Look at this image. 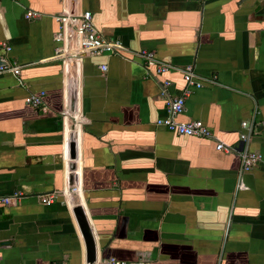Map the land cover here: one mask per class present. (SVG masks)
<instances>
[{
	"label": "crops",
	"instance_id": "crops-1",
	"mask_svg": "<svg viewBox=\"0 0 264 264\" xmlns=\"http://www.w3.org/2000/svg\"><path fill=\"white\" fill-rule=\"evenodd\" d=\"M82 11L120 55L53 57L57 17ZM0 44L19 66L0 73V195L21 194L0 204V264H264V167L155 126L182 75L127 51L214 76L177 120L264 158V0H0Z\"/></svg>",
	"mask_w": 264,
	"mask_h": 264
},
{
	"label": "built area",
	"instance_id": "built-area-1",
	"mask_svg": "<svg viewBox=\"0 0 264 264\" xmlns=\"http://www.w3.org/2000/svg\"><path fill=\"white\" fill-rule=\"evenodd\" d=\"M27 17H35L37 14L33 11L25 13ZM59 25L53 35L55 46L53 49V57L60 61L69 60L70 58L79 57L81 54L94 55L99 53H107L108 55H120L121 51L125 49L116 40H107L103 38L93 26L91 21V14L89 11H82L76 15H60L57 17ZM1 48L8 50L9 48L4 44H0ZM132 55L138 57L143 64L152 65L155 73H165L175 71L182 75L184 81V88L179 93L168 95L166 87L169 85L168 80H164L161 84L160 95L165 98V106L163 114L157 117L154 125L162 127L167 131L173 132L177 135L191 136L196 138H203L215 141V150L223 151L225 153H236L239 156V174L248 171L256 165L264 167V158L256 151L247 150L245 145L235 147L224 144L215 139L210 130L200 120H177V116L184 110V100L189 93L190 88H200L204 84H216L215 77H203L193 71V67L184 66L179 67L168 62L162 61L155 57L152 50L139 49L137 51L127 50ZM100 70H104L105 66L100 65ZM19 66L14 63L3 61L0 64V73H9L17 76ZM43 92L38 94H31L27 97V102L41 110L45 109L42 102ZM240 140L243 144L246 143L248 135L241 133ZM21 197L19 192H14L10 195H0V204H15ZM40 202L48 204L52 201L51 194L38 195ZM92 264H97L96 262ZM99 264H148L141 259L128 261L118 260L113 257H108L102 260Z\"/></svg>",
	"mask_w": 264,
	"mask_h": 264
},
{
	"label": "water",
	"instance_id": "water-1",
	"mask_svg": "<svg viewBox=\"0 0 264 264\" xmlns=\"http://www.w3.org/2000/svg\"><path fill=\"white\" fill-rule=\"evenodd\" d=\"M2 63H3V62H2V61H0V64H2ZM89 260H90V262H92V257H90V259H89Z\"/></svg>",
	"mask_w": 264,
	"mask_h": 264
}]
</instances>
